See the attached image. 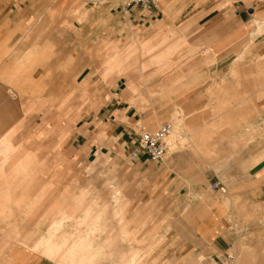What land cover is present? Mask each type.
<instances>
[{
    "label": "rangeland",
    "instance_id": "374dc122",
    "mask_svg": "<svg viewBox=\"0 0 264 264\" xmlns=\"http://www.w3.org/2000/svg\"><path fill=\"white\" fill-rule=\"evenodd\" d=\"M233 1L195 0L196 4L222 5ZM117 2L0 0V83L5 84L10 98L23 96V117L34 119L26 138L16 137L25 129L24 120L11 122L0 138V142L6 139L11 147L6 157L8 165L0 168V264H15L10 252L19 245L37 253V261L46 258L57 264L56 256L48 257V252L55 253L59 248L64 252L56 240H46L38 247L32 244L46 232L51 221L69 215V220H63L61 231L74 236L80 233L91 244L90 264H125L124 258H130L134 251L138 264L176 262L169 258L168 249L161 248L168 242L169 207L174 198L158 178L147 177L134 168L130 151L101 155L102 161L89 163L96 178L86 189H79L73 178H65L61 187L62 184L38 175L44 166L40 154L50 151L43 137L55 134L57 122L62 121L67 141L74 126L90 110L104 107L117 86L119 91L126 87L123 93L146 114L154 108L158 112L166 110L163 101L169 97L180 105L188 100L183 95L174 96L184 93L186 86L181 84L185 81L166 80L176 67L174 60L180 64L193 57L192 51L186 49V39L162 28L155 27L149 33L146 27L123 22L114 9ZM239 70L245 69L238 66L236 71ZM125 72L136 85L131 93L127 78L122 75ZM62 76L77 85V96L73 90L58 93L57 78ZM257 76L261 80L257 82L255 125L248 123L249 103L238 93V82L235 87H227L224 81L214 83L208 91V106L202 108L200 104L196 112L173 113L159 124L173 125L166 160L173 153L187 154L192 158L188 161L191 170L200 179L209 173L226 177L234 170L238 163L235 158L242 151L263 144L264 106L260 103L264 98V68H257ZM42 77L46 79L41 80ZM169 90L174 94L169 96ZM120 96L121 93L116 97ZM154 97L159 101L152 104ZM36 118L40 119L38 124ZM206 121L212 123L206 125ZM20 157L22 161L16 160ZM2 160L0 156V163ZM15 170L33 175L15 177ZM207 188L210 192L209 185ZM21 190L27 191L23 195ZM249 221L254 224L250 230L254 239L249 247L232 250L234 258L228 264H264V217ZM68 242L66 250L71 248Z\"/></svg>",
    "mask_w": 264,
    "mask_h": 264
},
{
    "label": "crops",
    "instance_id": "0c3cea01",
    "mask_svg": "<svg viewBox=\"0 0 264 264\" xmlns=\"http://www.w3.org/2000/svg\"><path fill=\"white\" fill-rule=\"evenodd\" d=\"M219 4H196L195 0H158L156 8L143 9L135 6L125 11L119 0L114 9L123 22L146 27L149 33H153L155 27L162 28L166 33H178L186 39V49L192 51L193 57L180 64L177 59L174 60L176 67L170 71L166 80L173 83L185 81L186 83L181 84L186 86L184 93L174 94L169 90L168 95H183L188 100L184 106L169 97L163 101L167 105L166 110L158 112L154 108L149 112L153 114H146L132 102L134 99L131 100L129 95L123 93L126 87L119 91L117 86L104 107L90 110L74 126L67 141L62 121L57 122L55 134L43 137L42 141L49 146L50 151L40 154L44 166L39 177L56 181L62 184L61 187L65 178H73L80 185L79 189L91 187L90 183L94 182L96 176L91 173L89 163L97 164L102 161L101 155H118L132 150L141 132L155 131L168 115L183 110L196 112L200 109V104L202 108L208 106V91L214 88V83L220 84V81H224L227 87H235L238 82V93L246 98L249 103L248 111L252 113H249L248 123L255 125L257 82L261 80L258 79L257 68H264V0H235ZM238 66H243L245 70L241 71L240 68L239 72L236 71ZM4 71L9 72L7 69ZM122 75L128 77L127 72ZM43 79L46 78L42 77L41 80ZM57 79L59 94H63L65 90H73L75 96L80 93L72 80H64L63 76ZM5 88V84L0 83V138L11 122L18 124L24 120L25 129L16 135L17 139H24L25 134L33 127L34 119L23 117V96L17 92L19 95H14L15 99H12L6 94ZM135 88L132 77L127 78V90L131 93ZM222 88L225 90V85ZM171 89L175 90V87ZM119 93L121 96L117 98ZM157 101L159 99L154 97L151 103ZM261 102L260 105L264 106V98ZM35 120L36 124L40 122V119ZM206 122V125L212 123ZM10 152V144L3 139L0 142V156L4 160L1 161L0 168L8 165L6 157ZM16 160L22 161V158ZM190 160L192 158L187 154L173 153L169 159L165 158L157 164L149 162L145 157L130 161L134 162V168L138 172L147 177L158 178L157 181L174 198L169 207L168 242L161 246L164 250L168 249L170 259H175L176 262L171 264H228L234 258V254L230 253L232 250L242 246L247 248L254 239L250 233L254 224L249 220L264 217V143L242 151L235 158L238 163L234 170L226 177L209 173L200 179L191 170ZM21 167L19 165L18 168ZM13 172L15 177L33 175L18 170ZM2 175L0 172V178ZM214 183L223 185L226 192L212 190L210 186ZM7 191L16 192L11 189ZM21 191L24 195L27 190ZM69 217L70 215L63 216L57 221H51L48 224L51 228L48 229L47 226L45 234L40 235L32 245L38 247L46 240H56L57 246L64 247V252L61 253L59 248L55 253L48 252V257L51 259L56 256L57 264H90L91 244L80 233L74 236L71 232L61 231L63 220H69ZM171 218L178 221L175 223ZM66 242L71 244L69 250L65 248ZM10 255L15 264H54L46 258L37 261L34 258L38 254L21 245L14 246ZM227 256L232 259L229 260ZM123 263L138 264L136 251L130 258H124Z\"/></svg>",
    "mask_w": 264,
    "mask_h": 264
},
{
    "label": "built area",
    "instance_id": "2783aa9c",
    "mask_svg": "<svg viewBox=\"0 0 264 264\" xmlns=\"http://www.w3.org/2000/svg\"><path fill=\"white\" fill-rule=\"evenodd\" d=\"M123 3L125 11L130 7H141L143 9L156 8L158 0H120ZM173 134V125L169 122L163 123L155 131H144L138 137L136 146L130 150V160L136 161L145 157L149 162L157 164L162 162L168 152L167 140ZM212 190L225 193L223 185L214 183L210 186ZM229 260L231 256H227Z\"/></svg>",
    "mask_w": 264,
    "mask_h": 264
},
{
    "label": "bare ground",
    "instance_id": "6f19581e",
    "mask_svg": "<svg viewBox=\"0 0 264 264\" xmlns=\"http://www.w3.org/2000/svg\"><path fill=\"white\" fill-rule=\"evenodd\" d=\"M172 135H173V134H172ZM172 135H171V137H172ZM171 137H170V138H171ZM170 138H169V139H170Z\"/></svg>",
    "mask_w": 264,
    "mask_h": 264
}]
</instances>
